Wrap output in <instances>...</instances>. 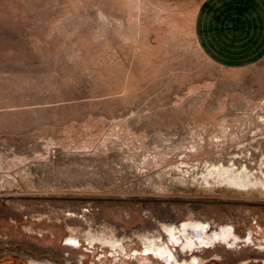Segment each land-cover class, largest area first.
I'll use <instances>...</instances> for the list:
<instances>
[{
  "label": "rangeland",
  "instance_id": "1",
  "mask_svg": "<svg viewBox=\"0 0 264 264\" xmlns=\"http://www.w3.org/2000/svg\"><path fill=\"white\" fill-rule=\"evenodd\" d=\"M201 2L0 0V264H264V55Z\"/></svg>",
  "mask_w": 264,
  "mask_h": 264
},
{
  "label": "crops",
  "instance_id": "2",
  "mask_svg": "<svg viewBox=\"0 0 264 264\" xmlns=\"http://www.w3.org/2000/svg\"><path fill=\"white\" fill-rule=\"evenodd\" d=\"M258 1L202 0L193 33L208 58L236 66L264 55V2Z\"/></svg>",
  "mask_w": 264,
  "mask_h": 264
},
{
  "label": "bare ground",
  "instance_id": "3",
  "mask_svg": "<svg viewBox=\"0 0 264 264\" xmlns=\"http://www.w3.org/2000/svg\"><path fill=\"white\" fill-rule=\"evenodd\" d=\"M197 232V231H196ZM200 235V234H199ZM198 235V236H199ZM196 239H198V238H196ZM113 248L115 247L116 248V246H118L119 244H117V243H111L110 244ZM147 245V244H146ZM151 248V249H153V251H159L160 253V255H162L164 252H166L165 250L163 251V247L160 245V246H157V245H155L154 243H153V245H151V243L150 244H148L147 246H146V249H148V248ZM195 262V261H194ZM169 264H173V262H170Z\"/></svg>",
  "mask_w": 264,
  "mask_h": 264
}]
</instances>
